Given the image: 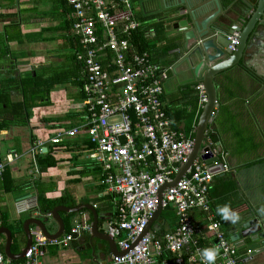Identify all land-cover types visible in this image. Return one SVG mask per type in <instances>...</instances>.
Wrapping results in <instances>:
<instances>
[{"label":"crops","instance_id":"1","mask_svg":"<svg viewBox=\"0 0 264 264\" xmlns=\"http://www.w3.org/2000/svg\"><path fill=\"white\" fill-rule=\"evenodd\" d=\"M206 2L211 5L202 20L217 10L213 0H137L135 5L149 38L153 60L169 69L163 101L172 127L192 137L199 118L198 93L193 83H182L175 75L181 54L169 42L167 31L171 27L162 18L173 9L167 8L173 4L176 9H183L185 15L180 18H184ZM219 2L230 14L243 6L240 0ZM55 3L56 0H0V149L3 155L17 154L7 166V176L1 179L0 220L4 216L16 231L11 244L14 254L20 253L27 243L26 233L20 232L18 223H24L32 211L33 216L39 213V190L49 200L63 197L65 202L60 205L76 207L91 203L95 208L103 207L104 211L97 212L102 221V228L98 222L100 231H105L103 227L115 217L116 199L101 182L102 171L89 157L91 147L85 135L59 144L50 141L60 129L84 122V99L78 84L81 73L73 55L79 45L69 34L72 27L67 12L57 9ZM202 10H198L199 14ZM161 25L166 29L164 35L160 32ZM241 61L215 79L216 115L210 124L209 137L215 139L216 154L218 145L222 154L212 166L226 165L228 170L215 174L210 198L212 212L224 233L245 252L255 248L243 239L231 240L238 232L237 221L264 215L260 211L264 208V25L255 27ZM55 77L59 81L51 84ZM199 83L201 79L195 85ZM190 125L192 130L186 131ZM38 141L43 145L35 149ZM51 161L55 164H47ZM225 205L236 213L235 223L218 214L217 208ZM66 214L67 226L84 219L92 225L93 215L88 209L71 217ZM193 216L196 221L201 220L198 212ZM166 221L158 220L162 227L168 225V229H173L172 221ZM35 227L31 225V230ZM56 228L52 223L50 230ZM6 240L7 236L1 233L2 252ZM113 255L103 240L84 230L67 247L49 246L43 263L112 264ZM246 264H264V251L254 253Z\"/></svg>","mask_w":264,"mask_h":264},{"label":"built area","instance_id":"2","mask_svg":"<svg viewBox=\"0 0 264 264\" xmlns=\"http://www.w3.org/2000/svg\"><path fill=\"white\" fill-rule=\"evenodd\" d=\"M66 2L72 9V36L79 45L76 57L82 66L84 122L60 129L50 141L59 144L85 135L92 145L89 157L101 169L106 191L116 199L115 217L106 232L119 250H127L124 255H113L112 264H207L201 257L205 248L217 250L213 264H246L255 250L242 252L226 237L211 207L213 166L201 154L179 181L162 193V210L172 207L177 216L174 231L168 229L157 236L155 230H149L130 249L158 208L160 188L172 182L187 162L194 137L174 129L167 115L163 95L169 69L155 62L149 52L137 51L132 42L141 26L132 1ZM237 37L230 38V50L235 49ZM196 90L200 115L207 94L202 83ZM215 115L214 109L210 124ZM210 133L206 132L207 145L216 149L209 141ZM42 145L38 141L35 149ZM16 157V153L3 155L0 149V180ZM223 170H228L226 165ZM194 212L201 215L200 221L195 220ZM84 230L92 231V225L77 220L69 232L50 239L36 226L23 258L14 260L0 250V264H44L49 246L67 247Z\"/></svg>","mask_w":264,"mask_h":264},{"label":"water","instance_id":"3","mask_svg":"<svg viewBox=\"0 0 264 264\" xmlns=\"http://www.w3.org/2000/svg\"><path fill=\"white\" fill-rule=\"evenodd\" d=\"M240 1L243 3L241 10L230 14L223 10L219 0H213L217 10L206 17L203 16L202 20H200L202 15L209 11L210 2L204 3L199 8L200 10L201 8L203 9L200 14L198 12L199 9H197L188 17L184 18H180L185 15L183 9H176L173 4V6L167 7L168 9H173L168 10L162 18L171 27L167 31V35L170 36L169 42L176 45L177 47L174 51L181 54L175 75L182 83H193V88L196 86L195 82L201 79L206 90L207 102L198 118L192 153L174 180L165 183L160 188L158 193V208L149 220L143 234L130 246V249L137 245L141 237L149 230L160 231L162 229V226L157 223L163 211L162 193L166 188L175 185L179 181L199 154H201V158L209 165L219 161V155L222 154V147L218 145L219 152L216 154L214 149L205 145L206 142L208 143L206 132L210 128L209 117L217 101L215 79L221 73L241 64V59L248 47L255 27L259 24L264 25V21L262 20L264 16V0ZM175 5H178V3ZM221 8L222 12L220 14ZM236 32H240L237 37L238 43L235 45L234 50H230L228 47L230 38ZM210 140H212L211 136L209 137ZM211 170L216 174L218 171L223 170V166L218 164L217 166H213ZM85 208L93 215L92 236L107 242L112 254H126L127 250H119L116 241L106 231H100L98 213L95 206L91 203L76 207L58 205L50 212V217L40 212L37 206L39 211L38 215L33 216L34 212L32 211L29 213V218L23 223L27 243L18 254H14L11 251L13 239L11 230L1 226L0 234L4 233L7 236L4 248L5 254L14 260L23 258L33 241L31 225L40 227L44 235L50 239L58 238L65 232L66 227L61 212L76 213ZM52 223H55L56 230H50ZM237 223H239L238 232L231 237V240L243 239L245 244L252 245L249 247L255 248V253H262L264 251V215L255 216L252 219H240Z\"/></svg>","mask_w":264,"mask_h":264},{"label":"trees","instance_id":"4","mask_svg":"<svg viewBox=\"0 0 264 264\" xmlns=\"http://www.w3.org/2000/svg\"><path fill=\"white\" fill-rule=\"evenodd\" d=\"M132 1V3H133V6H134V9H135V5H136V2H137V0H131ZM56 2L57 3H55L56 5H57V9H63V11L64 12H67V14H68V18L71 20V23H70V27H72L71 25H72V19H73V17H72V9H71V7L67 4V2H66V0H56ZM228 3H229V1H228ZM136 17H137V13H136ZM137 19L140 21V19L137 17ZM69 20V21H70ZM141 22V26H140V28L138 29V30H136L135 32H134V34H133V36H132V42L134 43V46L136 47V50L137 51H149V38L146 36L147 34H146V30L144 29V27H143V24H142V21H140ZM169 26V25H168ZM166 31V29L161 25V28H160V32H161V34H163L164 35V32ZM69 34H70V36H72V28H71V30H70V32H69ZM73 37V36H72ZM73 40H76L75 39V37L73 38ZM78 49V48H77ZM77 51V50H76ZM76 51H75V53L73 54L74 55V61H75V63L77 62V70L79 71L80 70V73H81V64L79 63V61H78V59H77V57H76ZM149 53H150V51H149ZM72 55V56H73ZM151 55V54H150ZM152 57V56H151ZM152 59H153V57H152ZM80 76H81V74H80ZM79 79H80V77H79ZM57 81H59V79L58 78H52L51 79V84H54V83H56ZM79 84V87L81 88L82 87V85H83V83H82V81L80 80V82L78 83ZM81 97H83V99L85 98V95H84V92L82 91V93H81ZM192 130V126L190 125L188 128H187V130L186 131H191ZM195 135L193 134V137H194ZM213 138V137H212ZM212 141L214 142L215 141V139H212ZM217 141V140H216ZM87 142L89 143V141L87 140ZM89 146L91 147L92 145L89 143ZM43 155H44V157L46 156H49V153L48 154H45V153H42ZM39 164H40V166L41 167H43V162L41 161V160H39ZM47 164H55V161H51V163H47ZM50 166V165H49ZM8 168H6V170H5V172H4V174H3V177H2V179H5V176H7V170ZM1 181L2 180H0V187H1ZM65 202V199H63V197L62 198H59V199H51V200H49L48 198H46L45 196H44V193H42V192H40V190H39V207H40V212H42V213H45V214H47V213H50L56 206H58V205H60V204H62V203H64ZM84 210H86V209H84ZM96 210H97V212H99V213H101L102 211H104L105 209L103 208V207H101V206H98L97 208H96ZM164 211H174L173 210V208L172 207H167V208H165L164 209ZM163 211V212H164ZM175 213V212H174ZM65 212H62V216H64V221H65V223H66V219H65ZM67 216H69V217H71V216H74V214L73 213H70V214H66ZM162 215V214H161ZM91 220H92V218H91ZM160 220L161 221H163V222H165V223H167V221L166 220H168V219H166L164 216H160ZM172 222V226H174V227H176L177 226V216L175 215V218L173 219V220H171ZM99 225H100V227L102 228V221H99ZM69 224V223H68ZM1 226H3V227H6V228H8L9 230H11V234H12V236H13V238H15L16 237V231H15V229H13V226L12 225H10L8 222H7V220L5 219V217L4 216H2V221H1V225H0V227ZM168 226V225H167ZM167 226L165 225L164 227H162V229L160 230V231H156V234H157V236H161L165 231H167L168 230V228H167ZM71 226H67L66 225V227H65V232H69L70 230H71ZM18 229L20 230V232L21 233H23L24 232V228H23V222H20V223H18ZM15 236V237H14ZM226 237L228 238V240H230L229 239V237L226 235ZM104 242V244H106L107 245V247L109 248V245H108V243L107 242H105V241H103ZM241 251V250H240ZM244 251V250H243Z\"/></svg>","mask_w":264,"mask_h":264},{"label":"clouds","instance_id":"5","mask_svg":"<svg viewBox=\"0 0 264 264\" xmlns=\"http://www.w3.org/2000/svg\"><path fill=\"white\" fill-rule=\"evenodd\" d=\"M261 213L264 214V208H262ZM218 214H220L225 220H231L233 223L238 219L236 213L230 212L227 205L223 207L217 208ZM65 233V232H64ZM63 233V234H64ZM62 234V235H63ZM61 235V236H62ZM60 237V236H59ZM75 241V240H74ZM73 242V241H72ZM217 255V250L215 248H205L201 252V257L204 261L207 262V264H213V261L215 260Z\"/></svg>","mask_w":264,"mask_h":264},{"label":"rangeland","instance_id":"6","mask_svg":"<svg viewBox=\"0 0 264 264\" xmlns=\"http://www.w3.org/2000/svg\"><path fill=\"white\" fill-rule=\"evenodd\" d=\"M164 211V210H163ZM162 211V215L161 216H164L166 219L168 220H173L175 218V213L174 211ZM106 226L105 225L103 228H105V231H106ZM172 230V229H171Z\"/></svg>","mask_w":264,"mask_h":264}]
</instances>
